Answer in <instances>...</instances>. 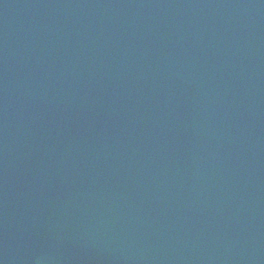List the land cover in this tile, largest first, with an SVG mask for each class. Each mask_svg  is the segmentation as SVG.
<instances>
[{"label": "water", "instance_id": "obj_1", "mask_svg": "<svg viewBox=\"0 0 264 264\" xmlns=\"http://www.w3.org/2000/svg\"><path fill=\"white\" fill-rule=\"evenodd\" d=\"M0 264H264V0H0Z\"/></svg>", "mask_w": 264, "mask_h": 264}]
</instances>
